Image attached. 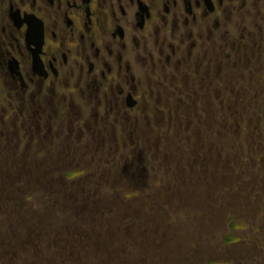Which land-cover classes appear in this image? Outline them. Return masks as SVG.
<instances>
[{
	"label": "flooded vegetation",
	"instance_id": "obj_1",
	"mask_svg": "<svg viewBox=\"0 0 264 264\" xmlns=\"http://www.w3.org/2000/svg\"><path fill=\"white\" fill-rule=\"evenodd\" d=\"M203 101L213 104L214 116L233 121L222 126L228 133L233 127L241 131L237 122L253 102L261 115L256 122L264 121V0H0V151L3 141L6 149L16 139L12 153L23 144L16 159L23 162L26 151L40 145L34 151L41 154L39 164H32L37 179L61 173L62 163V175L78 176L85 173L67 168L85 160L93 161L88 165L112 167L130 161L133 167L132 160L139 163L143 156L146 174L140 175L135 167L136 173L126 176L123 185L145 183L144 191L155 199L171 190L170 182L179 181L185 183L180 194L174 189L165 197L206 200L207 190L200 195L197 188L190 190L184 174L166 173L162 166L168 162L155 161L151 154L152 134L163 127L155 125L157 118H168L167 132L187 133V124L172 123L195 113L193 104ZM237 101L243 103L238 109ZM207 107L201 109L203 119L208 117ZM232 112L240 118L235 120ZM210 128L218 134L212 120L203 127ZM252 129L259 135L244 142L248 161L244 159L241 169L247 179L236 178L243 182L239 194L262 191L258 184L251 185L254 177L264 182V128ZM212 159L211 164L216 162ZM151 171L152 181H146ZM103 177L100 174L105 184ZM164 181L166 186L161 185ZM210 181L209 187L219 179ZM221 196L227 199L222 202V208L227 206L222 225L228 217L232 222L223 242L230 245L235 243L230 234L238 232L242 222L232 218L249 207L239 206L232 195ZM212 221L215 229V218ZM260 247L259 252L252 248L237 254L234 264H264V243ZM218 258L198 253L189 261L220 264Z\"/></svg>",
	"mask_w": 264,
	"mask_h": 264
},
{
	"label": "rangeland",
	"instance_id": "obj_2",
	"mask_svg": "<svg viewBox=\"0 0 264 264\" xmlns=\"http://www.w3.org/2000/svg\"><path fill=\"white\" fill-rule=\"evenodd\" d=\"M188 103L192 104L190 101ZM236 105L238 109L243 103L237 101ZM193 106L196 109L195 113H191L192 115L183 118L179 123H172V125L177 124V127L187 124V133L175 132L177 129L167 132L166 125L169 124L166 121L168 118L164 117L162 121L157 118V121L154 122L155 125H163V127L161 130L155 128L156 132L152 134L155 140L151 154L155 161L168 162L167 165L162 166L166 173L184 174L189 182L190 190L193 187L197 188L195 190L199 195L203 190H207L206 194L209 197L206 200L193 198L191 201L190 198L180 197V195L171 200L165 197V194H170L174 189L180 194L185 183L182 185L179 184V181L170 182L168 187H171V190L167 191L169 189L167 188L155 199L147 191H144L145 183H139L138 186L134 184L129 186L125 183L123 185L122 181L127 180L126 176L129 177L136 173L135 167H138L137 171L140 175L146 174L145 171L142 172L146 165V162H143V156L139 163L136 159L132 160L135 162L133 167L130 165V161L127 162V165L122 161L117 162V165L112 167L114 164L109 166L88 165L93 161L85 160L80 162V166L75 165L67 168L68 171H82L85 174L90 173L91 176L85 174L75 175V177L64 176V174L62 175V166L65 165L62 163L59 170L62 171L61 173H51L37 179L34 174L36 175L38 170L32 164H39L41 154L34 155V151L40 145L33 144L32 148L26 151L27 157L24 158V161H16L21 157L23 144H20L19 149L12 153V148L17 141L11 139L12 137H7L13 141L10 142V146H6V149V143L3 141L4 150L0 151V227L2 228L0 232L7 230L3 229L4 225L11 226L9 227L11 229L15 228L16 224H27L26 226L29 227L37 220L41 227L49 228L44 225L48 222L47 218L42 216H47L50 221L54 215L49 214L45 205L47 203L55 204V201L64 204L63 200L58 201L54 196L58 194L65 196L63 198L65 200L66 194L72 192L78 198L77 205H83L85 208H70L68 211L73 212V215H78L77 212L82 213L84 219L90 222L91 230L85 229V227L84 230L90 236L89 239L87 238V242L90 239L94 241V244L91 245L93 247L85 242L84 247H75L74 249L72 247L74 243L71 244L70 248L73 253H69L68 256H71L70 262L74 261L73 263L80 257L78 260L86 261L88 264H191L192 256L201 253L213 258L222 255L223 257L218 258L220 264H234L237 254L242 255L251 251L252 248L259 252L261 250L260 243H264V182L260 181V177H254L256 183L251 182V185L257 188L258 184L262 191L259 193L258 191L247 192L246 194L242 192L240 195L237 193V189L243 182L241 179L238 182L236 178L243 175L245 178L242 179H247L241 169L248 161L245 143H248V140L251 141L253 136L259 135L252 129L253 126L260 127L262 130L264 128L263 120H260L259 123L256 122L257 119H261L259 118L261 115L258 113L260 110L254 102L250 108L246 107L247 111L241 117L243 121L237 122L241 131H236V128L233 127L234 130L228 133L222 129V126L232 125L233 121L229 120L228 123V120H222L219 115L214 116L215 107L212 103L203 101V105L194 103ZM206 107L208 108L206 110L208 117L203 119L200 117V112ZM250 110L257 114L250 113ZM231 116H234L235 120L240 118L239 115H234V112ZM200 120L205 121L204 124L207 126L212 120L218 134H215L211 128L205 131L204 124ZM242 127H247V129L243 131ZM194 129L195 132H193ZM250 132L252 135L248 134ZM262 137L260 136V138ZM257 139L255 143L259 141ZM195 143L198 144L196 150L195 148L193 150ZM206 147H210L211 150L207 151ZM251 148H255V144H252ZM65 153L68 156H73L69 154V151H65ZM96 153L95 151L88 153L86 158L94 156ZM2 157L5 158L2 159ZM212 158L216 161L213 164H211ZM100 168H102L101 171ZM39 169H43L41 165ZM255 169L257 168L255 167ZM127 171L129 175L125 173ZM152 173V171L149 172L147 178L145 175L146 181H152L154 176ZM200 173L203 174V178L199 175ZM100 174L104 175L103 179L107 183H103ZM211 177H215L219 181L210 184L209 187ZM167 182L164 181L161 185L166 186ZM121 189L129 191L130 194L120 195ZM116 192L117 194H114ZM223 193L232 195L233 199L236 197L239 206L246 203L245 208L249 207L248 210L243 209L244 212L237 210L236 216L232 218L235 221L240 218L242 222L238 224L241 225L237 227L238 232L230 234L235 242L230 245L223 242V237L228 232L230 233L229 228L232 227L229 226L232 223H230L229 217L226 220L227 224L222 225L223 211L227 208V206L222 208V202L227 200L221 196ZM257 194H259L258 197L255 196ZM149 196L154 200L148 199ZM100 197L105 198L102 207L103 213H100L99 209L96 213H89L91 211L89 208L94 204L99 207ZM65 203H69L67 198ZM229 212L231 211L229 210ZM212 218H215L217 223L215 229L211 226ZM245 219L249 222L247 223ZM99 222L105 224L100 227ZM49 224L51 227L54 226ZM56 226L61 228L58 231L59 239L61 241L66 239L69 243L73 241L74 236L70 233L74 234L80 230L73 221H63L62 223L58 221ZM15 232L18 234L17 230ZM30 237H35V234ZM82 264L85 263L82 262Z\"/></svg>",
	"mask_w": 264,
	"mask_h": 264
},
{
	"label": "trees",
	"instance_id": "obj_3",
	"mask_svg": "<svg viewBox=\"0 0 264 264\" xmlns=\"http://www.w3.org/2000/svg\"><path fill=\"white\" fill-rule=\"evenodd\" d=\"M66 176L75 177V174L70 173ZM57 196L54 197L58 199V201L63 200L64 204H59L55 201V204L49 205V203H47V205H45L46 210L49 211V214L54 215V218L49 221L47 216H42L43 218H47L48 222L44 223V225L49 228L46 226V229L41 227L38 220L33 222L31 226L29 225V227L26 226L27 224H16L15 228L11 229L9 228L11 226L4 225L3 229L7 230L0 232V264H40V262H42V264H71L74 261L70 262L71 256H68V254L73 253L72 248H70L72 243H74L72 245L74 249L75 247H84L85 242L90 246L94 244V241L91 239L87 242V238L89 239L90 236H88V233L86 234L84 230V227L85 229L91 230L90 222L87 221V219H84L82 213L77 212L78 215H73V212L68 211L70 208H85V206L77 205L78 201L76 200L78 198H76L71 192L66 194V198L69 203H65L66 198L65 200L63 199L65 196L63 197L59 194ZM99 201V207H96L94 204L93 207H90L89 209H99V212L103 213L104 209H102V207L104 205L105 198L100 197ZM58 221H60V223L63 221H73L75 226H78L80 230H77L74 234L70 233V235H74L72 242L69 243L66 239L62 241L59 239L58 231L61 228L56 226ZM49 223L54 226L51 227ZM103 224L105 223L99 222L100 227ZM69 227L72 228L73 226ZM0 229L2 228L0 227ZM15 230L18 231V234H16L17 232H15ZM32 234H35V237H30ZM22 235L23 237H21ZM78 259L75 260V263L73 264H82V262L85 264L87 263L86 261Z\"/></svg>",
	"mask_w": 264,
	"mask_h": 264
}]
</instances>
